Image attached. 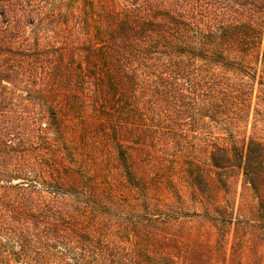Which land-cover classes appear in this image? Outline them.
I'll return each mask as SVG.
<instances>
[{"label": "trees", "instance_id": "16d2710c", "mask_svg": "<svg viewBox=\"0 0 264 264\" xmlns=\"http://www.w3.org/2000/svg\"><path fill=\"white\" fill-rule=\"evenodd\" d=\"M169 165L264 240V0H0V264H166Z\"/></svg>", "mask_w": 264, "mask_h": 264}, {"label": "rangeland", "instance_id": "374dc122", "mask_svg": "<svg viewBox=\"0 0 264 264\" xmlns=\"http://www.w3.org/2000/svg\"><path fill=\"white\" fill-rule=\"evenodd\" d=\"M75 1L52 0L53 6L63 13L69 12L74 7ZM43 32L54 33L53 31ZM59 32L63 35L62 32L64 31ZM190 149L198 157L202 153L200 141L195 139L194 145ZM152 162L154 163L155 161ZM156 162L157 164L163 163V160L156 159ZM172 170L173 168L169 165L167 170L164 169L165 173L163 172V176H159L157 181L166 190V194L169 196L167 199L177 209L180 207L184 209V212H181L182 216L173 214V218L178 217L180 219L182 217V220H180L182 223L181 228L187 234L183 233V238L174 237L168 242L159 245L150 246V243H145V241L142 243V249L155 248V251L159 253L157 255H163L166 264H264L263 239L253 235L249 237L244 231L242 233L237 232L232 224H227L222 229L225 231L222 236L221 230L218 229L219 226L217 228L204 217L206 211L210 210L214 217L222 214L232 216L235 219L238 216L237 194L231 192L232 196L228 201L229 209L224 210L216 205L217 201H221V198H218L217 194H215L217 192H208L206 195H202L185 175L175 178V188L166 185L169 183V178L173 177L171 175L173 174ZM263 189L264 186L262 187ZM177 192L180 193L182 201L177 199ZM233 221L235 224V220ZM120 247L123 250L121 253L122 259H126L130 257L131 250H136L134 248L138 246L133 245L127 239H122ZM137 253L134 254L138 258L139 254ZM152 257L154 258V256Z\"/></svg>", "mask_w": 264, "mask_h": 264}]
</instances>
